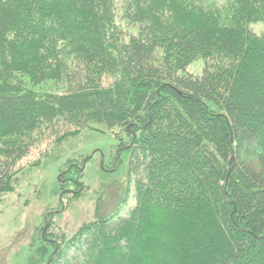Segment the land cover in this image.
<instances>
[{
    "label": "trees",
    "instance_id": "16d2710c",
    "mask_svg": "<svg viewBox=\"0 0 264 264\" xmlns=\"http://www.w3.org/2000/svg\"><path fill=\"white\" fill-rule=\"evenodd\" d=\"M258 22L264 0H0V204L40 128L118 130L128 154L125 186L49 264H264Z\"/></svg>",
    "mask_w": 264,
    "mask_h": 264
},
{
    "label": "rangeland",
    "instance_id": "374dc122",
    "mask_svg": "<svg viewBox=\"0 0 264 264\" xmlns=\"http://www.w3.org/2000/svg\"><path fill=\"white\" fill-rule=\"evenodd\" d=\"M249 28L259 34L264 22L250 24ZM56 61L69 72L77 63L74 54L57 57ZM202 67L203 60H196L186 72L197 75ZM64 85L61 78L60 83L46 81L32 88L52 93L61 91ZM74 132L40 128L18 141L31 145L13 165L19 187L5 195L0 204V264H49L56 252L52 253L55 246L50 241L61 247V241L65 243L82 224L93 219L97 204L102 203V210L109 205L106 201L112 182L125 186L128 154L120 144L124 142L122 134L97 126ZM127 202V207L120 204L113 210L117 218L132 205L131 195Z\"/></svg>",
    "mask_w": 264,
    "mask_h": 264
}]
</instances>
